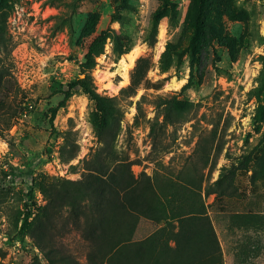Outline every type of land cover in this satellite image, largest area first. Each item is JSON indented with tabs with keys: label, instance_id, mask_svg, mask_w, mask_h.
<instances>
[{
	"label": "rangeland",
	"instance_id": "1",
	"mask_svg": "<svg viewBox=\"0 0 264 264\" xmlns=\"http://www.w3.org/2000/svg\"><path fill=\"white\" fill-rule=\"evenodd\" d=\"M170 1L177 13L161 19L156 42L149 46L144 36L162 0H129L125 9L120 0H9L7 46L0 53L12 85L9 95L0 92V264H30L35 257L46 264L30 238L17 235V213L43 204L39 179H79L82 160L98 146L90 122L93 103L80 91L62 107L58 103L60 91L78 75L90 36L100 29L116 32L123 45H130L117 56L109 36L91 70L96 90L115 96L123 111L116 148L127 155L130 172L136 179L157 174L186 186L201 179L205 215L219 245L217 257L201 264H264V183L254 197L228 199L225 211L213 205L215 194L204 196L220 167L236 163L264 135V109L257 114L264 101L253 91L264 55V0L218 2L220 10L209 14L212 27L205 20L193 54L187 45L194 0ZM168 42L179 56L172 54L162 72L159 59ZM133 77L135 94L122 96L119 90ZM172 96L183 106L188 103L186 118L167 124L159 116L155 130L161 142L152 148L156 99ZM66 130L78 152L63 163L58 148ZM243 186L248 191L249 183ZM247 211L263 225L246 222ZM61 243L84 263L86 245L78 233L72 231Z\"/></svg>",
	"mask_w": 264,
	"mask_h": 264
},
{
	"label": "trees",
	"instance_id": "2",
	"mask_svg": "<svg viewBox=\"0 0 264 264\" xmlns=\"http://www.w3.org/2000/svg\"><path fill=\"white\" fill-rule=\"evenodd\" d=\"M128 1L120 0V7L125 9ZM220 1L194 0L188 15L192 27L187 45L190 54L196 49L195 42L200 41L203 35L205 20L212 27L213 17L209 14L220 10L217 4ZM10 6L9 0H0V53L7 46L4 24L7 13L4 10ZM176 13L173 1L162 0L151 15L144 36L147 45L155 44L161 19ZM215 22L219 24L217 19ZM109 36L113 38V51L117 56L130 49V45L121 43L119 34L114 31L100 29L93 33L84 48L78 75L60 91L63 97L58 103V107H62L74 91H80L93 103L94 113L90 122L98 146L82 160L83 172L79 179L53 176L36 182L43 204L25 206L23 211H18L15 225L18 222L20 225L17 235L29 237L46 264H201L203 260L215 258L219 245L205 215L200 195L201 179L187 181L189 186L157 174L141 173L136 179L130 172L127 155L116 148L123 111L115 96L96 90L91 77L95 58L102 53ZM172 54L179 56L174 43L168 42L159 59L162 72L168 70ZM260 60L261 68L253 91L258 100L264 101V55ZM3 61L1 56L0 92L6 96L12 93V85ZM137 85L138 81L133 77L119 93L130 97L135 94ZM156 100L158 113L150 124L149 132L152 148L161 142L155 130L158 117L167 124L185 120V106H188V103L183 106L182 101L174 96L157 97ZM54 115L55 111H52L50 119ZM70 134V130L63 133V141L58 148V158L63 163L73 160L78 152V146L69 140ZM245 182L249 183L248 191L243 186ZM262 183L264 135L236 163L220 167L217 178L205 187L204 196L215 194L213 205L225 211L228 199H242L247 194L254 197ZM247 213L244 215L246 222L263 225L253 212ZM72 231L78 233L86 245L84 263L61 243V239ZM30 264H41V261L35 257Z\"/></svg>",
	"mask_w": 264,
	"mask_h": 264
},
{
	"label": "built area",
	"instance_id": "3",
	"mask_svg": "<svg viewBox=\"0 0 264 264\" xmlns=\"http://www.w3.org/2000/svg\"><path fill=\"white\" fill-rule=\"evenodd\" d=\"M1 168H2V170L8 172L7 164H5V163L2 164V165H1ZM8 177H9V176H8Z\"/></svg>",
	"mask_w": 264,
	"mask_h": 264
},
{
	"label": "bare ground",
	"instance_id": "4",
	"mask_svg": "<svg viewBox=\"0 0 264 264\" xmlns=\"http://www.w3.org/2000/svg\"><path fill=\"white\" fill-rule=\"evenodd\" d=\"M127 55H128L130 62H132L134 60V57L131 55V53H128Z\"/></svg>",
	"mask_w": 264,
	"mask_h": 264
}]
</instances>
